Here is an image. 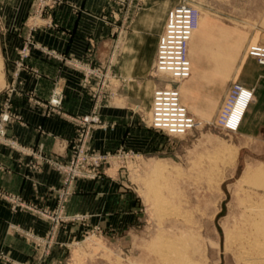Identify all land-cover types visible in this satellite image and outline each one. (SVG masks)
I'll return each mask as SVG.
<instances>
[{
	"label": "crops",
	"instance_id": "crops-1",
	"mask_svg": "<svg viewBox=\"0 0 264 264\" xmlns=\"http://www.w3.org/2000/svg\"><path fill=\"white\" fill-rule=\"evenodd\" d=\"M27 4V0H14L11 10L9 7L6 13L5 6L1 17L3 82L0 87V113L3 103L9 99L8 110L13 117L5 124L6 136L27 151L21 153L0 143V190L18 196L30 209L12 208L10 202L0 198V251L9 262L12 261L9 263L0 259V264H39L44 260L38 250L12 230L11 225L41 235L47 231L50 222L40 218L37 212L55 206V190L60 185L61 175L34 156L38 154L65 161L75 134L76 122L73 119L85 115L92 107L87 88L82 86V73L62 60L32 47L29 55L22 60V66L16 65L19 61L18 49L27 33L24 20ZM172 7L166 0H140L138 8L132 10L127 34L112 66V70L126 80L119 87L118 81L115 82L113 99L106 100L99 107L103 125L92 131L91 149L113 151L124 146L147 153L155 147V134L140 121L135 107L145 110L144 104L147 103L149 110L152 93L160 86L149 77V70L154 62L158 36L165 26L167 11ZM235 7L231 1H223L221 8L214 5L210 10L221 16L224 39L226 29L231 28L226 22H244L246 19L240 9H237L238 14L234 12ZM254 7V17L248 16L249 21L254 22L248 41L264 46V3L255 0ZM112 8L111 0H63L50 16L40 19L45 23L52 21L53 25L37 27L32 33L33 40L60 55L105 64L113 42ZM204 55L202 50L203 58ZM249 57L252 56L242 57L236 64L224 89L212 79L214 65L201 61L203 73L194 72L185 81L186 86H180L184 90V93L181 91V100L189 114L204 124L215 122L219 109L215 108L213 101L218 100V107L223 104L231 84L237 82L253 91V99L237 131L246 138L260 133L264 129V65L255 58L256 62L250 61ZM173 85L179 88L178 82ZM9 88H13L11 93ZM54 88L62 93L59 113L50 112L45 106ZM32 163H36L37 167L32 168ZM64 212L82 213L87 218L86 222L61 225L58 241L71 242L87 229L99 227L100 238L112 244L111 239L117 231L133 228L135 196L127 188L122 175L108 168L100 179H79ZM57 248H53L45 264L64 260Z\"/></svg>",
	"mask_w": 264,
	"mask_h": 264
},
{
	"label": "rangeland",
	"instance_id": "rangeland-1",
	"mask_svg": "<svg viewBox=\"0 0 264 264\" xmlns=\"http://www.w3.org/2000/svg\"><path fill=\"white\" fill-rule=\"evenodd\" d=\"M13 1L14 0H0V27H2V11L5 6H7L6 13H8L9 7L11 10ZM111 1L113 3L112 16L114 19L113 22H110L112 23L111 28L113 30L112 49L107 59L108 61L105 64L99 63L97 65L108 66L110 72L118 77L119 87L126 79L114 72L112 66L116 55L121 50L124 38L127 34L132 10L138 8V1L140 0ZM166 1L168 5L171 6H175L180 2H186L195 6L200 12L201 21H199L198 27L193 31L187 47V56L190 63L189 77L174 79L172 76H170V78L167 74H156L152 65L149 70V77L160 84V86L155 89L175 87L173 83L178 82L179 88L175 87V89L179 91L181 98V91L184 93V90H182L180 86L185 87V81L190 79L194 72L199 74L203 73L201 68V61L203 60L211 63L210 66L214 65L215 69L211 72L213 74L212 79L214 78L215 82L219 83L222 89H224L236 64L242 57L248 56L250 46L255 45L248 41V33H250V29L254 26V22L249 21L248 16L251 15V17H254L255 0ZM223 1H231L232 4L236 5L234 12L238 14L239 11L237 9H240V12L244 15L243 17L246 18L244 22H226L225 24L227 26L230 24L231 28L226 29L227 32L225 33L227 34L225 35L227 36H225V39L223 35L224 23L221 18H219L221 16H217L216 13L210 11L214 5L215 7L221 8ZM261 1L264 3V0ZM27 3V11L24 16V20L27 23V33L22 45L18 49V55L20 54V49L26 44L29 45V52L30 48L36 47L46 54L42 50V47L45 46L39 44H37L39 47L34 45L31 46V43H35L32 33L37 27L42 26V24L46 27L53 25L52 21L45 23L41 22L42 20L40 19L50 16L51 11L63 3V0H27ZM200 26L203 27V30H201L202 28L199 29ZM202 50H204L205 58L202 56ZM46 55L50 56L49 54ZM50 57L53 58V56ZM254 58L255 57H249L250 61L256 62L257 59L255 58V60ZM62 61L80 72V66L77 65L78 62L96 64L92 60L82 61L67 56H64ZM226 66L228 67L227 69ZM2 82L3 68L1 65L0 87L2 86ZM243 87L245 94L252 91V89L244 85ZM87 91L90 95L91 92H89L90 90H88V88ZM50 96L45 106L48 111L54 112L49 109L48 101ZM90 97L92 99L91 95ZM245 97L238 101L239 106H236L237 102H235L234 106L231 108V112H233V114L230 112L231 118H226L229 124L234 128L236 127L232 131H228L218 125L219 115L223 110L222 106L226 99H224V102L222 101L223 104H219V107L218 100L215 99L213 101L215 108L217 106V110L219 109L215 122L204 124L193 117L197 122V126L186 134L177 135L167 134L149 125L150 109H147V103L144 104L145 110L139 106L135 107L140 121L148 125L155 134L153 138L156 140V143L155 147H152L147 153H140L134 149L125 148L124 146H120L113 151L107 150L116 154L120 148H123L125 154H128L117 156L115 160L103 164L99 169L100 177L97 179H100L106 174V169L112 168L113 172L122 175V179L127 185V188L130 189L135 196V219L133 228L117 231V233L114 234V239H111L112 244L106 243L100 238L99 234L101 230L99 227L87 229L82 236L71 242L58 241L57 234L61 225L68 222H86L87 215L82 220L60 221V223L54 227V223L51 219L43 217L37 212L40 218L50 222L47 231L42 235H38L45 237L51 233L53 234L52 240L41 247L35 246L26 236L14 229L12 230L22 235L34 249L38 250L40 258H42V260L44 259L39 264H45L44 261L54 247H58V253L64 258V260L61 259L56 264H166L162 255L164 248V242L162 241L169 239L168 243L178 244L174 250L187 254L188 260L191 261L190 264H192V261H195V263L193 262L194 264H197L196 262H198V264H237V255L234 246L231 244V241H229V243L225 240V231L231 230L235 225H239L244 212V206L247 204V199H249L250 195L251 197L253 196L252 199L254 200H256L257 197L259 199L260 195L258 196V194L264 195V188L255 186L252 183L253 180L246 181V183L238 179L243 174L248 163L259 164V162H264V129L260 133L249 138L243 137L240 132L237 131L249 106L246 105ZM111 99H113V97ZM111 99H103L101 105L104 104L106 100ZM93 104L94 102L92 100V107ZM232 115H234V117ZM238 117H240V120L237 122L236 119ZM101 126H94L91 129V138L92 131L96 127ZM91 138L88 141V146ZM223 150L225 152H223ZM68 158L65 161H67ZM43 162L46 163L45 161ZM46 164L50 166L48 163ZM31 167L36 168V163H32ZM50 167L55 170L52 166ZM78 180H76V182ZM76 182L74 183L73 192L68 197V200L76 190ZM60 186L61 185H59L58 188ZM249 188L251 190H248ZM253 189L259 193L256 195ZM2 192L10 194L5 191ZM241 194L242 196L245 194V197L243 198ZM240 197L243 199H240ZM0 198L4 199L1 196ZM243 200L246 202H243ZM57 204L58 195L56 192L55 206L52 209L46 210L50 212L55 210ZM23 208L30 209L29 206L25 204ZM64 214L72 216L82 213L67 214L64 212ZM183 237L185 238L184 242L182 240ZM174 255V257H177L178 253H174ZM0 259L9 262L1 251ZM10 262L12 263V261ZM13 264L15 263L13 262Z\"/></svg>",
	"mask_w": 264,
	"mask_h": 264
},
{
	"label": "built area",
	"instance_id": "built-area-1",
	"mask_svg": "<svg viewBox=\"0 0 264 264\" xmlns=\"http://www.w3.org/2000/svg\"><path fill=\"white\" fill-rule=\"evenodd\" d=\"M199 11L195 6L180 2L170 8L166 15L165 26L157 39L155 61L153 70L156 74H167L174 79L185 78L190 73V65L187 56V45L191 34L197 28ZM31 46H38L37 43H31ZM42 50L53 56V58L62 60L63 55L54 50L42 47ZM20 60L16 63L22 66V60L29 53V45H24L20 51ZM248 53L255 57L260 64L264 65V46H250ZM67 59V58H66ZM68 60V59H67ZM78 62V61H77ZM82 73V86L90 90V95L94 102L92 110L81 117L73 119L76 122L75 134L71 140L70 155L67 161H56L49 157L35 155L29 151L35 158L42 159L57 172L62 175L61 186L55 191L58 195V204L55 210L48 211L46 209L39 210L38 213L46 218L51 219L56 227L60 221L82 220L86 215L74 214L72 216L64 214V205L74 189V183L78 179H97L100 177L99 169L105 163L115 160L118 156L127 155L123 148H120L117 153L109 151L101 152L90 149L88 141L91 138V129L94 126L103 125L98 108L105 98L111 99L116 93L113 85L119 81L115 74H112L109 67L91 64L87 62H78ZM171 78V77H170ZM13 88H9L12 92ZM244 87L240 83H232L218 125L220 127L232 131L235 128L226 121V117L230 112L232 105L238 99L245 97L246 103L252 98V91L247 94L243 93ZM49 109L59 113L62 104V93L54 88L48 101ZM9 99L3 103V110L0 113V143L6 144L20 152L25 153L27 149L20 145L15 140L8 138L5 133V124L9 121L13 114L8 110ZM240 117L236 119L238 122ZM149 125L170 135L186 134L197 126V122L191 117L179 99L178 91L175 87L157 88L152 93L151 106L149 110ZM0 196L8 200L13 208H23L24 204L20 198L13 194H6L0 190ZM12 229L23 234L35 246H42L49 243L53 234L42 237L32 230L22 229L16 225H11ZM54 230V229H52Z\"/></svg>",
	"mask_w": 264,
	"mask_h": 264
},
{
	"label": "bare ground",
	"instance_id": "bare-ground-1",
	"mask_svg": "<svg viewBox=\"0 0 264 264\" xmlns=\"http://www.w3.org/2000/svg\"><path fill=\"white\" fill-rule=\"evenodd\" d=\"M199 21H201L200 15L198 17V25H199ZM198 25H197V27H198ZM199 29L203 30V27L200 26ZM190 38H191V36H190ZM189 41H190V39H189ZM189 41H188V43H189ZM187 47H188V45H187ZM1 65H2V62H1V57H0V68H1ZM189 65H190V63H189ZM189 75H190V73H189ZM189 75L187 77H189ZM243 93H245V90ZM178 94H179V99L181 101L179 91H178ZM242 99H243V97H242ZM239 100L240 99L235 101V102H237L236 106H239L238 105ZM250 101H248L246 105H249ZM234 104L232 105V107L234 106ZM223 107H224V105L222 106V108ZM230 112H231V109H230ZM230 112L228 113L227 117L231 116ZM231 114H233V112H231ZM232 116L234 117V115H232ZM225 122H227V121H225ZM223 152H225V151L223 150ZM161 176H162V174H161ZM238 179L241 182L253 180L252 183L255 186L264 188V162H259V164L248 163L245 167L243 174ZM220 183H218V184H220ZM249 187H250V185H249ZM248 190H251V189L249 188ZM255 193L257 195L259 192L255 191ZM245 194H246V192H245ZM244 195L242 196V194H241V196L243 198L245 197ZM258 196H259V199L256 196L257 197L256 200L252 199L253 196L252 197H251V195L249 196V199H247V204H245V206H244V210H243L244 212L242 214L241 222L240 221H239L240 223L238 222L239 225H235L231 230L225 231V240L227 242L231 241V244L234 246V250H235L236 255H237V258H236L237 264H264V195L262 196V194H258ZM242 197H240V199ZM246 198H248V197H246ZM244 201L245 200H243V202ZM239 203H241V202H239ZM241 212H242V210H241ZM239 214H241V213H239ZM237 217H238V215H237ZM237 219H236V221H237ZM169 240L162 241V242H164V248L162 251V255L164 257V260L166 261V264H188V263L190 264L191 261L188 260L187 254L185 252H178L177 250H174V249H176L178 244L168 243ZM182 240L184 242L185 238L183 237ZM226 248H228V247H226ZM199 251H200V249H199ZM174 253H176V254L178 253V256L174 257L175 256ZM193 262L195 263V261H192V264H194ZM196 263L198 264V262H196Z\"/></svg>",
	"mask_w": 264,
	"mask_h": 264
}]
</instances>
